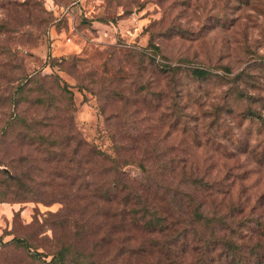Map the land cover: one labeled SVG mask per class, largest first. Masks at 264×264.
<instances>
[{
  "label": "rangeland",
  "instance_id": "1",
  "mask_svg": "<svg viewBox=\"0 0 264 264\" xmlns=\"http://www.w3.org/2000/svg\"><path fill=\"white\" fill-rule=\"evenodd\" d=\"M192 68L210 76L194 80ZM235 74L231 84L218 78ZM247 107L262 120L237 113ZM70 129L142 163L146 196L171 222L193 207L186 193L222 220L215 236L231 237L250 257L263 236L252 222L236 226L241 215L227 207L243 203L249 217L264 220V0H0V181L11 163L25 186L12 198V182L0 183V264H52L53 236L93 264H167L137 254L143 236L133 229L126 238L111 217L114 204L92 216L89 209L90 233L72 223L60 236L44 228L64 197L78 200L67 184L72 163L46 161L39 136ZM179 159L183 167L171 171ZM123 170L140 179L139 167ZM195 179L207 185H189ZM199 245L192 241L179 263L197 264ZM34 251L45 255L35 260Z\"/></svg>",
  "mask_w": 264,
  "mask_h": 264
},
{
  "label": "trees",
  "instance_id": "2",
  "mask_svg": "<svg viewBox=\"0 0 264 264\" xmlns=\"http://www.w3.org/2000/svg\"><path fill=\"white\" fill-rule=\"evenodd\" d=\"M148 46L156 53L157 48L155 45L150 42ZM161 68L172 72H176L178 69L165 64ZM222 68L226 72L229 71L226 66ZM209 71V69L192 68L189 70L188 75L194 80H204L210 76ZM238 76L239 74H235L232 77L219 75L218 78L225 79V82L231 84L238 79ZM24 80L29 82L31 77L27 78L25 76L20 81L22 85L25 84ZM15 102L18 103V101ZM218 112L219 106L214 107V114ZM239 112L249 118H260V115L255 110L248 109V107L239 109L237 113ZM260 120L262 119L260 118ZM65 122L72 127L70 117L65 118ZM60 124L61 122L56 124L58 129H61ZM30 127L28 126V128ZM28 134H24V137L31 140L32 137ZM39 137L46 161L59 162L62 159H67L72 163L73 176H71L72 178L69 179L67 184L75 185L73 195L78 200L76 202L64 197L63 206L60 210L48 213L49 216L43 219L44 228L54 231V235L55 232H58L60 236L64 226L67 229L71 223L75 232L81 229L85 234L90 233L94 225L85 218L89 209L90 216H92L100 210L109 208L110 204H114L115 206L112 208L114 210L110 213L111 217L116 216L119 218L117 226H120V229L126 232V238H129L128 234L133 229H139L143 236L136 251L139 255H160L167 264H180L178 258L185 260L184 255L190 250L191 242L195 241L201 244L197 246L200 253L196 258L197 264H222L223 261L220 260H223L224 257L231 258L233 264H264V244L262 241L249 246L247 250L250 253V257H243L241 247L236 245L231 237L215 236L214 228L218 226L221 229L222 227H219V224L222 223V220L205 216L201 212L200 204L194 203L193 198L186 193V200L194 205L189 211L180 210L177 213V218H175V223L169 220L165 212L161 213L155 210L151 205V198L148 200L146 196L149 191L147 170L142 163L136 162L130 155L123 157V152L125 151L121 150L122 148L115 145H111L107 149L100 148L81 138L77 131L64 133L62 131L54 132L49 130L43 132ZM259 158L263 159L261 155ZM182 162L180 159L172 162L174 164L169 165L170 170L181 169L183 167ZM9 164L6 168L10 170V175L6 177L2 171L3 178L0 183L3 181L12 182V184L5 185L14 187L10 192L13 195L12 198H14L19 196L15 188L21 189L25 186L16 174L14 164ZM127 164H133L140 168L142 173H140L139 180L141 183L137 178L129 177L123 170V167ZM188 183L191 186L199 185L204 187L207 185L201 179L191 180ZM213 193H217L221 197L224 196L222 191H214ZM63 196L65 195L60 198ZM26 198L28 197H17L16 200H25ZM178 200H181L180 203L184 205V199ZM221 200L222 198H220ZM184 207L188 208V205L185 204ZM227 210H237V214L241 215L239 221H236V226L248 224V228L251 229L252 225L249 222H252L264 240V220H258L252 216L249 217V210L245 204H231L230 202ZM73 213H77V215H73ZM79 217L84 218L83 221H79ZM53 238L57 247L50 254L49 263L93 264L87 259V256L79 255L75 250H72L71 244L67 240L60 237L55 238V236ZM44 255L41 251H34L31 258L37 260L38 257H44ZM206 257L208 261H206Z\"/></svg>",
  "mask_w": 264,
  "mask_h": 264
}]
</instances>
